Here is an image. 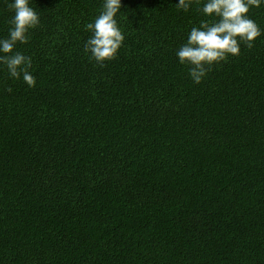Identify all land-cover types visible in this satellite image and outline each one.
<instances>
[{
  "label": "trees",
  "instance_id": "trees-1",
  "mask_svg": "<svg viewBox=\"0 0 264 264\" xmlns=\"http://www.w3.org/2000/svg\"><path fill=\"white\" fill-rule=\"evenodd\" d=\"M175 3L121 0L103 66L83 51L101 0L31 4L35 86L0 67V264H264V5L193 84L175 51L206 17Z\"/></svg>",
  "mask_w": 264,
  "mask_h": 264
},
{
  "label": "clouds",
  "instance_id": "clouds-1",
  "mask_svg": "<svg viewBox=\"0 0 264 264\" xmlns=\"http://www.w3.org/2000/svg\"><path fill=\"white\" fill-rule=\"evenodd\" d=\"M34 0H9L12 15L6 37H0V67L13 80H22L29 88L36 84L31 71L32 58L17 51V44H26L29 32L40 24V16L31 6ZM193 0H176L175 5L187 12ZM264 0H202L200 11L206 19L193 25L186 39L176 49L177 62L187 67L193 84H200L212 67L240 55V46L251 47L262 31L248 16L250 8H259ZM121 0H101L99 13L84 24L90 33L83 51L90 60L103 66L113 60L123 45L124 33L117 22ZM9 93L11 88L6 89Z\"/></svg>",
  "mask_w": 264,
  "mask_h": 264
}]
</instances>
